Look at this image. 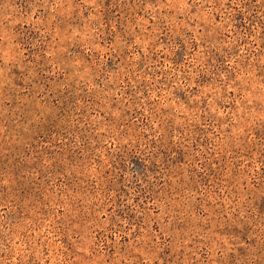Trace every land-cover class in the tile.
<instances>
[{"label":"rangeland","instance_id":"374dc122","mask_svg":"<svg viewBox=\"0 0 264 264\" xmlns=\"http://www.w3.org/2000/svg\"><path fill=\"white\" fill-rule=\"evenodd\" d=\"M0 264H264V0H0Z\"/></svg>","mask_w":264,"mask_h":264}]
</instances>
